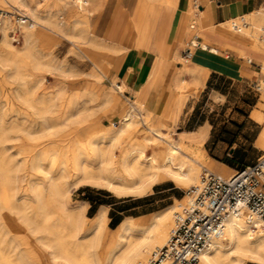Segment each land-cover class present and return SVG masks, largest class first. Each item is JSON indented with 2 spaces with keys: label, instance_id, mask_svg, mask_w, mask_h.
<instances>
[{
  "label": "bare ground",
  "instance_id": "obj_1",
  "mask_svg": "<svg viewBox=\"0 0 264 264\" xmlns=\"http://www.w3.org/2000/svg\"><path fill=\"white\" fill-rule=\"evenodd\" d=\"M2 1L8 4L7 0ZM10 1L25 8L28 13L8 5L16 10V18L21 20L12 22L7 12L0 17V43L8 51L6 55H0V63L10 66L13 75L21 81H24L25 60H29L35 69L40 67L38 58L32 54L37 35L41 36V33L37 34V29L67 37L71 43L84 39V30L79 25L84 24L86 28L88 21L85 19L82 23L77 18L83 16L79 13L84 11L82 5L91 0H58L62 8L56 7L53 14L49 8L44 10V14H39L38 3L31 6L25 0ZM58 14L66 15L67 19H56ZM225 27L239 41L264 52V6L228 21ZM14 29L15 33L23 34V45L17 51L13 50L11 38L7 36V32ZM192 45L207 48L197 41H193ZM261 63L264 67V54ZM55 69L59 71L62 67L56 66ZM96 71L98 74H91L94 87L85 86L71 92L66 104L70 123H88L98 115L105 116L109 126L95 127L92 137L86 138V142L70 147V155L67 154L69 150L64 153L58 148L32 155V170L41 177L31 178L27 192L21 196L23 203L33 204L32 216H27L26 210L15 211L17 178L10 174L9 158L5 159V152L0 153V264H149L152 252L166 245L170 239L175 216L182 206L171 205L158 214L141 219L125 217L111 230L108 228L106 207H101L88 218L85 215L86 203L70 204L69 179L73 178L74 187L103 188L118 198L138 199L149 194L152 187L163 179H168L177 187H195L199 184V169H217L203 153L196 151L207 138V124L195 132L182 133L178 138L162 133L160 128L167 126L164 121L155 120L137 100L127 104L121 98L125 88L116 87L113 81L107 79L102 67L96 68ZM184 72L197 77L195 81L198 85L205 75V72H192L188 66H184ZM104 79L107 84L103 83ZM256 81L258 86L264 83L262 79ZM40 84L41 80L33 83L25 97L28 107L44 119L45 130H49L52 127L46 115L55 98L41 94L35 101L28 99L36 95ZM260 88V102H264V87ZM57 93L64 94L65 90H58ZM81 98L86 99L84 105L78 102ZM89 103L94 104L88 108ZM176 117L177 112H172L171 122H175ZM139 126L151 134L141 144L133 141ZM128 136L129 146L122 145ZM256 145L262 149L261 156L264 157V129ZM154 150L163 152L156 155ZM218 169L225 176L232 175V170L225 166ZM13 213L18 216H13ZM11 221L15 226L10 225ZM245 260L264 264V224H257L253 229L244 218L229 215L221 237L200 255L198 264H243Z\"/></svg>",
  "mask_w": 264,
  "mask_h": 264
},
{
  "label": "rangeland",
  "instance_id": "obj_2",
  "mask_svg": "<svg viewBox=\"0 0 264 264\" xmlns=\"http://www.w3.org/2000/svg\"><path fill=\"white\" fill-rule=\"evenodd\" d=\"M25 1L30 2L31 6H34L33 3H38L40 5L39 8H37L39 14H44V10L47 8H49L52 14L55 13L56 7L62 8L58 0ZM7 3L8 4L0 0V17L6 15L7 12V16H9L12 22H18L15 14L16 10L11 9L8 5L14 6L17 9H22V12L24 10L26 11V9L16 6L14 2L10 0H7ZM91 4L92 0L90 3H84L82 5L84 11H79L83 16L77 18V20L82 23H84L83 21L85 19L88 21L86 23V28L84 24L79 25L84 30L83 40L71 43V40L67 37H59L45 30L37 29V34L41 33V36L37 35V41L32 47V54L38 58L40 67L35 69L32 67V63L29 60H25V67L23 68L24 81H21L13 75L14 72L10 66H4L0 63V153L5 152V159L9 158L7 161L8 167L11 169L10 174L17 178L18 190L14 204L18 208L16 207L15 211L22 212L26 210L27 216H32L31 207L33 204L23 203L21 196L27 192L28 181L31 178L41 177L40 174L32 170V155L35 152L42 154V152L44 153L53 148H58L64 153L69 150V152H67V154H69L71 146L83 144L86 142V138L92 137L91 135L95 127L104 128L109 126L108 119L105 116L100 117L98 115L91 118L88 123L74 125L70 123V112L66 105L72 91L80 90L85 86L88 88L94 87V79L91 77V74L98 73L86 56L91 52H100L96 54L108 60L114 59L119 51V49L117 52L102 51L101 45L93 47V44L90 43L91 39H95L91 36L93 34L91 17L89 19L92 12ZM55 18L58 20H66L67 16L58 14ZM14 31L16 30H9L7 36L11 38L13 50L17 51L23 45V34L19 32L15 33ZM1 38L2 34L0 32V40ZM48 39H50V41H48ZM97 41L103 43L102 46L104 44L109 45V43ZM243 44L247 48L249 47L245 43ZM2 46L3 45L0 43V55L4 56L8 51ZM253 49L261 51L257 48ZM261 54L262 57L260 61L255 62L259 66V72L261 74L259 75L260 79L264 81V67L261 63L264 52L261 51ZM50 66L55 67L52 68ZM56 66L62 67L63 70H56ZM255 70L258 71V69ZM106 78L109 79L107 74ZM37 80H41L37 93L36 95L29 96L28 99L35 101L41 94L55 98L53 107H51L50 112L46 115L49 125L52 127L49 130H45L44 119L37 115L35 110L28 107L25 97L27 89L30 88L33 83L37 82ZM102 81L107 84L105 79ZM113 84L116 85L115 81H113ZM253 85L254 84L251 83L235 84L230 89L228 99L224 103V106L218 107L210 103L204 106L199 102L196 109L192 112V122L196 120L198 122L209 120L210 124L213 126L209 141L196 151L203 153L207 158H212V155H215L217 158L212 162L216 166H218L219 163L227 164L230 168L229 170H232L231 173H233V170L243 167L245 159L247 163H249L247 165H250L255 163L262 155L261 149L255 145L254 140L259 132L264 129V102H260L262 93L258 94ZM263 85L264 83L260 86L264 87ZM62 89L65 90L64 94L57 93L58 90ZM127 97H129V95H127ZM85 100L86 99L81 98L78 102L84 105ZM93 104L94 103H89L87 107H92ZM251 112L252 114L250 115ZM249 115L253 120L259 123L250 120ZM183 119L184 116L180 119L181 122L178 124L177 121L171 122L170 125L167 123L168 125L160 128V131L167 135H172L174 138H178L177 133L179 132V128H182ZM64 120H67V122L63 123ZM135 134L133 141L137 144L143 143L145 137L151 136L148 130L143 126H139ZM219 142H222V144H219ZM122 145L129 146V136L122 141ZM217 145L218 147H216ZM162 152L163 150H154L156 155H160ZM116 153L118 154V151ZM201 171L202 169H199V174ZM214 172L219 171L214 170ZM72 182L73 178H70L69 202L71 205L90 199H102L99 196L100 194L105 195V193H107V195H113L103 188L85 185L74 187ZM171 186L174 187L173 191L161 194L157 193ZM189 188H191V186L177 187L168 179H163L154 185L152 191L145 197L138 199L119 198L121 201H126L123 207L124 211L121 216L116 217H114L115 212H120L119 209L113 208V211L109 212L107 217L111 219V221H108V228L113 229L122 216L136 215L147 210H154L155 212L153 214H158L171 205L176 207V205L180 204L183 206L186 201L184 193ZM110 200L112 199H107L105 201ZM143 204H152V206L128 211L129 208L133 206H141ZM96 209V205L91 206L86 210L85 215L91 218L95 214ZM14 213L13 216L17 217V213ZM10 225L15 226L13 221L10 222ZM30 242L33 241L31 240ZM243 264L254 263L245 260Z\"/></svg>",
  "mask_w": 264,
  "mask_h": 264
},
{
  "label": "crops",
  "instance_id": "obj_3",
  "mask_svg": "<svg viewBox=\"0 0 264 264\" xmlns=\"http://www.w3.org/2000/svg\"><path fill=\"white\" fill-rule=\"evenodd\" d=\"M263 6L264 0H92L89 19L91 17V36L95 39H91L90 43L101 45L102 51H119L114 59L102 58L96 54L100 52H91L86 58L95 69L102 67L109 79L115 81L116 87L125 88L121 98L127 104L137 100L155 120L169 125L172 112H177V124L184 116L177 135L195 132L207 124L206 144L213 126L209 120L192 122V112L197 104L200 102L207 106L210 103L222 107L235 84L251 83L255 86L256 79L260 80L261 75L255 62L260 61L261 51L247 48L225 30V24ZM96 39L110 46H102L103 43ZM193 41L204 43L207 48L191 47ZM184 66L192 72H205L200 85L196 84L197 77L184 72ZM250 115V120L259 123ZM259 134L254 140L255 145ZM216 158L212 155L208 159L212 162ZM243 163V167L249 166L246 159ZM222 166L230 169L227 164L219 163L215 170ZM173 190L171 186L157 193ZM99 196L102 199L83 201L87 204L86 210L96 205V213L101 207H106L109 215L116 208L120 212H115L114 217L121 216L126 201L107 193ZM107 199L112 200L105 201ZM150 206L152 204L133 206L128 211ZM154 212L147 210L122 216L117 224L125 217L141 219Z\"/></svg>",
  "mask_w": 264,
  "mask_h": 264
},
{
  "label": "built area",
  "instance_id": "obj_4",
  "mask_svg": "<svg viewBox=\"0 0 264 264\" xmlns=\"http://www.w3.org/2000/svg\"><path fill=\"white\" fill-rule=\"evenodd\" d=\"M254 89L261 92L258 85ZM184 195L170 239L152 252L149 264H198L200 255L221 237L229 215L244 218L253 229L264 224V157L230 176L203 169L199 184Z\"/></svg>",
  "mask_w": 264,
  "mask_h": 264
},
{
  "label": "trees",
  "instance_id": "obj_5",
  "mask_svg": "<svg viewBox=\"0 0 264 264\" xmlns=\"http://www.w3.org/2000/svg\"><path fill=\"white\" fill-rule=\"evenodd\" d=\"M241 168H243V167H241ZM241 168H239V169H241ZM115 227V226H114Z\"/></svg>",
  "mask_w": 264,
  "mask_h": 264
}]
</instances>
